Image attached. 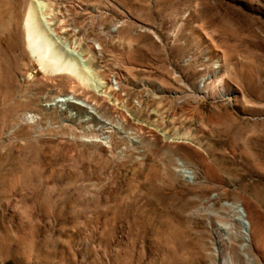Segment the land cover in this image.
I'll return each instance as SVG.
<instances>
[{
	"label": "rangeland",
	"instance_id": "1",
	"mask_svg": "<svg viewBox=\"0 0 264 264\" xmlns=\"http://www.w3.org/2000/svg\"><path fill=\"white\" fill-rule=\"evenodd\" d=\"M38 1L39 47L78 54L105 93L42 72L29 0H0V264H264V0ZM224 204L253 226L232 248L205 225L231 224Z\"/></svg>",
	"mask_w": 264,
	"mask_h": 264
},
{
	"label": "bare ground",
	"instance_id": "2",
	"mask_svg": "<svg viewBox=\"0 0 264 264\" xmlns=\"http://www.w3.org/2000/svg\"><path fill=\"white\" fill-rule=\"evenodd\" d=\"M44 10H45V8H44ZM44 10H43V4L40 1H38V0H29L28 8H27L26 13L24 15V21H23L24 34H25L28 50L30 51V53L32 55V58L35 60L36 64L40 68V70L42 72H44L46 74H50V75H65V76L69 77L70 79H72L77 84L81 85L82 87H85V88L91 90L95 94L104 95L105 92H102L103 84L100 83L101 81L99 82L95 77H93V75L90 72L89 68L81 61V59H80L78 54L74 53L73 51H69V52H67L65 57H58V59H56L54 57L53 53L51 52V50H49V48H40L39 47V42L40 41H44V43H45V41H46L45 38H47L44 35L45 34L44 32H46V30H47V22H46V17L44 16ZM56 102L59 104V108H61V110H63V109L66 110L65 106L69 107V105H74L76 107L85 109L87 114L89 115V117H92V116L97 117V114H96V111L94 110V108H92L91 106L87 105V103L85 101L77 99V98H75L73 96H63L60 99H58ZM71 115H73V114L71 113ZM34 119H35V117H31V116L29 118H26V120H28V121L29 120L30 121H34ZM92 120H93V118H92ZM99 120H101V119H99ZM105 123H107V122H103V124H105ZM111 127L113 129V126H111ZM119 127H118V129H119ZM103 140H105V141H103ZM103 140H100V142L104 146L107 143V140H106V138H104ZM108 140H110V138H108ZM194 154L199 159V161L201 163H203L202 157L197 152H194ZM168 164H169V167H170V163H168ZM172 167H173V172H172V175H171V180H174L176 177H178L177 174L180 175L183 178H187V179L192 178V176H190V172L187 169L184 168V166H183V164L181 162L175 161V166H172ZM157 177L158 176H155V178H157ZM145 183L146 182L144 181V184ZM150 186L152 188V184ZM166 186H167V183H166ZM143 189H144V187H143ZM150 192H149V195H150ZM151 193L153 195V192H151ZM145 196H147V195H145ZM108 199H109V202H110L109 203V206H110L109 208H111V209L108 211V213L106 215V220L109 223V227L110 226L112 227L113 226V220L115 219V217H118L117 215L119 214L118 213L119 207L120 208H121V206L123 207L124 204H127L129 200H128V196H125V197L124 196H120V197L116 196V198L115 197L114 198H109L108 197ZM148 200H149V198H148ZM159 201H160V199H159ZM151 206H153V205H151ZM222 207L236 214V217L232 219L231 224H229V225H227L225 227H223L221 224L218 225L217 222H215V217L217 216V214L212 212V211H209V212L207 211L206 219H205V225H206V227L208 229H210L212 231L217 230L220 233H223L224 236H225L223 240H224V242H226V246L228 248H232L234 246V244L236 242V239L238 237H242L243 239H245L250 234H253V226H252V222H251V217L249 215V212H247V209L244 206H242V205H238V204H224ZM113 208L116 209V211H114ZM126 208H127V205H126ZM126 212L125 211L123 212V210L120 212L122 217H126V218L128 217L127 216L128 213L126 214ZM118 218H120V217H118ZM130 219H128V220H130ZM133 221H134V218H133ZM133 221L131 220V222H133ZM178 221H179L180 224L182 223V221H180L179 219H178ZM148 223H150V222H148ZM235 223L238 224V226L240 228V232H238V233L236 232V230L234 228V224ZM137 225H139V224H137ZM147 229H148V232H152L153 231V233H155L156 238L160 234H162L161 233L162 232L161 228L152 229L151 226H150V228H147ZM147 229H143L142 228L141 230H139V233H144L145 234L144 230H147ZM131 231H133V230H131ZM135 233L138 234L137 232H135ZM169 234H170V232H169ZM137 237H139V236H137ZM141 240H143V239H141ZM223 240H221V242ZM134 241H136V240H134ZM221 242L218 241V245L217 244L216 245H214V244L212 245L213 246L212 247V251L214 253H217L219 250H221V247H223V246H221V244H222ZM133 243H135V242H133ZM148 245H149V243H148ZM154 247L157 250H161L162 248H164L162 245H156L155 243H154ZM167 248H168V244L165 245V249H167ZM152 249H153V247H152Z\"/></svg>",
	"mask_w": 264,
	"mask_h": 264
}]
</instances>
